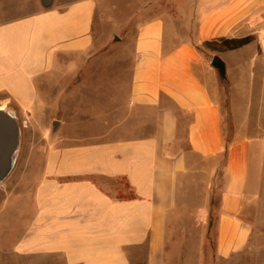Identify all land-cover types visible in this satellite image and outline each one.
Returning <instances> with one entry per match:
<instances>
[{"label": "crops", "instance_id": "1", "mask_svg": "<svg viewBox=\"0 0 264 264\" xmlns=\"http://www.w3.org/2000/svg\"><path fill=\"white\" fill-rule=\"evenodd\" d=\"M93 5H37L0 24V109L41 121L40 81L50 76L56 54L81 59L91 49ZM190 7L189 15L149 13L137 26L123 100L127 133L135 136L50 151L30 195L31 219L11 247L18 259L166 264L169 226L185 212L178 206L181 178L201 172L205 199L219 171L216 258L230 262L253 252L251 246L258 251L264 231V0H190ZM215 56L224 62V79L211 65ZM69 71L71 86L83 82L80 69L69 64ZM103 179L117 185L106 189Z\"/></svg>", "mask_w": 264, "mask_h": 264}, {"label": "rangeland", "instance_id": "2", "mask_svg": "<svg viewBox=\"0 0 264 264\" xmlns=\"http://www.w3.org/2000/svg\"><path fill=\"white\" fill-rule=\"evenodd\" d=\"M62 1L52 0L51 4ZM87 1L94 4L91 14L94 41L91 49L81 59L73 55H55L50 71L53 78L47 76L39 84V99L45 105L41 121L26 117L25 113L17 110L20 134L16 160L10 174L0 184V264H32L29 259H18L11 247L20 228L31 219L30 195L43 177L45 160L50 151L135 136L127 133L128 113L125 104L123 107V100L127 93L126 84L131 78L130 53L137 26L148 18L149 13L153 16L165 10L169 14L179 12L189 15L191 12L190 0ZM177 1L183 5L177 6ZM43 2L0 0V24L18 14L34 12L38 6H48ZM69 64L77 71L80 69L78 77L82 78V83L71 86L75 75L69 71ZM69 89L73 94L67 93ZM9 106L16 110L14 103ZM120 108L119 128L113 133L112 123L119 116L116 114ZM52 120L60 121L59 126L53 128L50 125ZM181 180L178 206L185 212L179 213L174 224L169 226L166 264H264V231L256 239L259 244L257 252V247L251 246L253 252L235 256L230 262L216 258L221 171L205 199L204 193H201L205 177L201 172H193ZM102 182L106 189L112 184L107 179Z\"/></svg>", "mask_w": 264, "mask_h": 264}, {"label": "water", "instance_id": "3", "mask_svg": "<svg viewBox=\"0 0 264 264\" xmlns=\"http://www.w3.org/2000/svg\"><path fill=\"white\" fill-rule=\"evenodd\" d=\"M52 0H44V5H50ZM211 65L215 68L221 79L225 78L224 62L217 56L213 57ZM58 122L53 123V128ZM19 126L12 112L0 109V184L10 174L16 160L19 144Z\"/></svg>", "mask_w": 264, "mask_h": 264}]
</instances>
